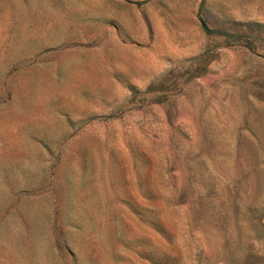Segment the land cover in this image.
I'll list each match as a JSON object with an SVG mask.
<instances>
[{
    "label": "rangeland",
    "instance_id": "obj_1",
    "mask_svg": "<svg viewBox=\"0 0 264 264\" xmlns=\"http://www.w3.org/2000/svg\"><path fill=\"white\" fill-rule=\"evenodd\" d=\"M0 264H264V0H0Z\"/></svg>",
    "mask_w": 264,
    "mask_h": 264
}]
</instances>
